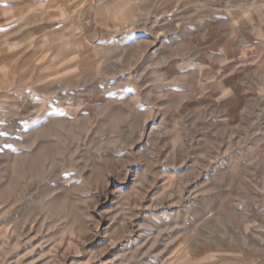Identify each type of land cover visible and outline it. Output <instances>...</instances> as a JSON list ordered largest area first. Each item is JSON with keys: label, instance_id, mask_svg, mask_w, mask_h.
Segmentation results:
<instances>
[{"label": "rangeland", "instance_id": "obj_1", "mask_svg": "<svg viewBox=\"0 0 264 264\" xmlns=\"http://www.w3.org/2000/svg\"><path fill=\"white\" fill-rule=\"evenodd\" d=\"M0 264H264V0H0Z\"/></svg>", "mask_w": 264, "mask_h": 264}]
</instances>
